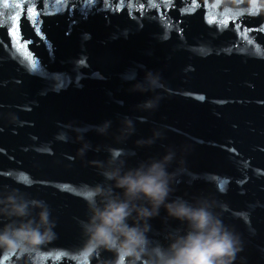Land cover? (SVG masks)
<instances>
[{
    "label": "water",
    "instance_id": "water-1",
    "mask_svg": "<svg viewBox=\"0 0 264 264\" xmlns=\"http://www.w3.org/2000/svg\"><path fill=\"white\" fill-rule=\"evenodd\" d=\"M251 9L249 0H0V189L46 201L56 220L26 256L0 250L2 264H111L112 253L82 254L80 222L103 182L91 162L110 149L135 167L168 146L183 160L174 196L212 193L243 243L236 264H264V10ZM146 71L162 77L153 113L136 108L153 93L129 91ZM126 115L149 119L121 142L113 133ZM106 120L109 135H99L93 126ZM160 125L165 139L137 148ZM85 141L100 152L81 158ZM165 217L162 208L150 221L164 244L182 228Z\"/></svg>",
    "mask_w": 264,
    "mask_h": 264
},
{
    "label": "clouds",
    "instance_id": "clouds-1",
    "mask_svg": "<svg viewBox=\"0 0 264 264\" xmlns=\"http://www.w3.org/2000/svg\"><path fill=\"white\" fill-rule=\"evenodd\" d=\"M253 7L252 0H249ZM257 12L264 10V0H255ZM127 79V78H126ZM129 82H132L131 80ZM162 77L146 71L143 81L132 82L131 92L153 93L136 105L141 112L158 110ZM148 116H124L113 137L126 142L136 132V122L147 123ZM111 120L93 126L99 135H109ZM165 126L154 127L151 137L135 141L137 148L154 145L165 139ZM100 152L85 141L78 155ZM105 160L92 161L103 182L94 184L87 200V219L80 222L82 254L85 259L95 254L112 253L111 264H236L243 251L238 233L224 222L218 201L212 193L174 196L183 160L177 150L166 147L165 154L140 161L129 167V157L105 149ZM173 164L176 167L170 171ZM166 212L165 222L178 221L182 228L165 233L166 244L150 236L151 220ZM56 220L50 205L19 188L0 189V250L26 256L44 245L54 234Z\"/></svg>",
    "mask_w": 264,
    "mask_h": 264
},
{
    "label": "snow or ice",
    "instance_id": "snow-or-ice-1",
    "mask_svg": "<svg viewBox=\"0 0 264 264\" xmlns=\"http://www.w3.org/2000/svg\"><path fill=\"white\" fill-rule=\"evenodd\" d=\"M252 3H253V7H252L251 11H252L253 14H255L257 12V7H256V4H255V0H252ZM32 14L35 15V12H33ZM25 15H27V13H25ZM19 19H20L19 14L15 15L13 17V20H15V21H19ZM12 35H13V37H15L17 35V29L16 28H13ZM25 55L27 56L28 61L31 62V68L33 70L37 69L38 61L33 60L32 56L27 54V53H25ZM5 259H7V256H5ZM0 264H2V262H0Z\"/></svg>",
    "mask_w": 264,
    "mask_h": 264
}]
</instances>
